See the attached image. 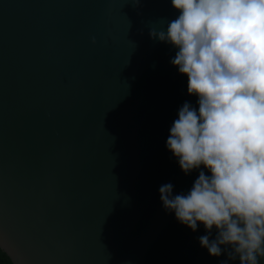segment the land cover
I'll return each mask as SVG.
<instances>
[{
  "label": "water",
  "instance_id": "obj_1",
  "mask_svg": "<svg viewBox=\"0 0 264 264\" xmlns=\"http://www.w3.org/2000/svg\"><path fill=\"white\" fill-rule=\"evenodd\" d=\"M178 15L171 0H0L9 264H239L209 255L203 224L193 232L160 199L204 170L185 175L166 148L179 108H198L176 49L149 35Z\"/></svg>",
  "mask_w": 264,
  "mask_h": 264
},
{
  "label": "clouds",
  "instance_id": "obj_2",
  "mask_svg": "<svg viewBox=\"0 0 264 264\" xmlns=\"http://www.w3.org/2000/svg\"><path fill=\"white\" fill-rule=\"evenodd\" d=\"M179 15L152 39L176 49L170 63L188 77L185 101L166 141L187 193L160 186L167 212L195 232L209 255L239 264L264 260V0H171ZM95 43V38H93ZM207 173L210 174H206ZM215 230V238H211ZM223 246V247H222ZM222 264H227L223 261Z\"/></svg>",
  "mask_w": 264,
  "mask_h": 264
},
{
  "label": "trees",
  "instance_id": "obj_3",
  "mask_svg": "<svg viewBox=\"0 0 264 264\" xmlns=\"http://www.w3.org/2000/svg\"><path fill=\"white\" fill-rule=\"evenodd\" d=\"M0 264H9L1 253H0Z\"/></svg>",
  "mask_w": 264,
  "mask_h": 264
}]
</instances>
